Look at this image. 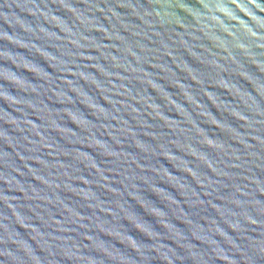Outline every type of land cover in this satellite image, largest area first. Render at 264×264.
Instances as JSON below:
<instances>
[{
    "label": "water",
    "instance_id": "1",
    "mask_svg": "<svg viewBox=\"0 0 264 264\" xmlns=\"http://www.w3.org/2000/svg\"><path fill=\"white\" fill-rule=\"evenodd\" d=\"M0 264H264V0H0Z\"/></svg>",
    "mask_w": 264,
    "mask_h": 264
}]
</instances>
